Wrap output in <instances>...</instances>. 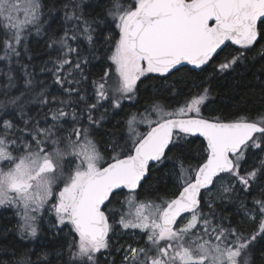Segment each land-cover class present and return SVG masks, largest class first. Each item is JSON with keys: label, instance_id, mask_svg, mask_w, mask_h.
<instances>
[{"label": "snow or ice", "instance_id": "1", "mask_svg": "<svg viewBox=\"0 0 264 264\" xmlns=\"http://www.w3.org/2000/svg\"><path fill=\"white\" fill-rule=\"evenodd\" d=\"M262 41L264 0H0V264H264V112L202 115Z\"/></svg>", "mask_w": 264, "mask_h": 264}, {"label": "trees", "instance_id": "2", "mask_svg": "<svg viewBox=\"0 0 264 264\" xmlns=\"http://www.w3.org/2000/svg\"><path fill=\"white\" fill-rule=\"evenodd\" d=\"M112 30H114V25L112 26ZM262 43H264V41H262ZM46 58L47 57H45V59ZM93 63L97 65V68L94 69L95 71H102L100 61H94ZM261 64H264V61L257 62L255 66L250 69L238 70L239 75L234 79L214 83L212 85L214 102L208 104L207 107L202 109V115L206 118H215L219 116L224 119H235L237 115H246L250 116L252 119H259L260 117L258 114L264 112V71H261ZM103 67H107V65L105 64ZM147 83L148 81H145V84ZM141 87L143 88L144 86L141 85ZM145 95H147V93H141V96ZM141 104H143V100H141ZM176 106L178 105L173 102L172 107ZM142 110L143 109L141 108V111ZM131 111H135V109L130 107L128 102H125L124 112ZM124 112H121L120 115L114 117L111 122L107 124V129L111 130L116 120L123 117ZM190 139L193 140V159L189 162L195 163L196 160L194 158L199 155V152H197L196 149L200 147L202 141L196 137H192ZM170 167V164H166L163 168H161L160 174H163ZM145 188L147 189V185H145ZM145 194V191H141V198H143ZM259 194L260 188L255 187L251 194L241 192L240 200H244L246 198L247 206L251 207L253 198L259 196ZM240 200H235L230 204H218L216 208L217 214L223 210L224 215L228 216L234 224L240 222L244 218L243 210L240 208ZM15 223L16 217L13 215L11 209L6 211L0 210V248L13 244L19 248L23 244L27 243L20 241L19 237L16 236L14 232H4V229H12L15 226ZM243 227L246 230L251 231L255 225H253L250 221L245 220ZM45 235L47 236L48 234L45 233ZM113 242L114 248L119 246L114 240ZM125 242L133 241L129 236L119 240V243L121 244ZM28 246L32 247L33 244H29ZM113 257L116 259L117 264H119L120 255L114 252ZM101 264H104V256H101Z\"/></svg>", "mask_w": 264, "mask_h": 264}, {"label": "rangeland", "instance_id": "3", "mask_svg": "<svg viewBox=\"0 0 264 264\" xmlns=\"http://www.w3.org/2000/svg\"><path fill=\"white\" fill-rule=\"evenodd\" d=\"M141 130L144 131L146 130V128L142 125L141 126ZM116 232L118 235H114L113 236V240L116 241L117 239L121 240L122 238H125V237H131L132 238V241H135L137 239V237L135 236H131V235H123L121 232H120V229L119 227L116 228Z\"/></svg>", "mask_w": 264, "mask_h": 264}, {"label": "water", "instance_id": "4", "mask_svg": "<svg viewBox=\"0 0 264 264\" xmlns=\"http://www.w3.org/2000/svg\"><path fill=\"white\" fill-rule=\"evenodd\" d=\"M196 138H198V139H200L202 141V138H200V137H196Z\"/></svg>", "mask_w": 264, "mask_h": 264}]
</instances>
